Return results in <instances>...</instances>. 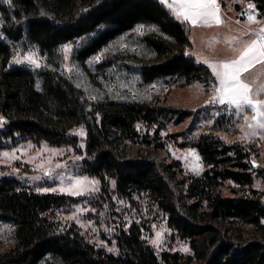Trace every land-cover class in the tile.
<instances>
[{
	"label": "trees",
	"instance_id": "obj_1",
	"mask_svg": "<svg viewBox=\"0 0 264 264\" xmlns=\"http://www.w3.org/2000/svg\"><path fill=\"white\" fill-rule=\"evenodd\" d=\"M251 1L264 15V0ZM0 13L4 15L0 115L5 117L0 146L31 139L80 149L79 136L72 130L83 126L84 170L101 180L114 179L122 197L146 193L177 234L189 239L193 250L192 255L157 253L134 223L118 226L113 236L118 251H106L75 225L62 228L53 218L57 209L81 198L41 193L5 175L0 177V220L13 224L16 242L0 250V264H38L48 255L59 264H264L263 192L252 188L243 195L222 193L226 180L253 182L250 148L202 134L192 144L206 168L198 176L184 174L180 161L168 162L155 152L164 147L160 131L165 122H183L192 110L107 97L87 106L74 83L58 70L9 66L19 41L35 44L51 56L62 44L79 40L74 56L83 61L117 36L143 25L150 29L145 44L159 56L139 65L144 83L167 78L182 85L210 81V69L187 52L190 34L184 21L159 0H11L0 2ZM128 143L140 147L133 151ZM258 174L264 177V169Z\"/></svg>",
	"mask_w": 264,
	"mask_h": 264
},
{
	"label": "rangeland",
	"instance_id": "obj_2",
	"mask_svg": "<svg viewBox=\"0 0 264 264\" xmlns=\"http://www.w3.org/2000/svg\"><path fill=\"white\" fill-rule=\"evenodd\" d=\"M159 1L176 19L187 24L190 34L187 52L192 54L197 61L205 64L210 71L209 64L200 57L210 61L231 58L238 51L239 45L236 40L230 38H241L248 27L253 29L260 27V24L255 22L248 24L246 16L242 13L252 11L258 20L264 18L251 0L250 2L255 5V8L251 10L247 8L249 0H218L220 15L224 23L193 25L189 20L178 18V8L170 9L163 3V0ZM0 2L7 3L8 0H0ZM169 3H174V0H169ZM3 23L4 15L0 13V25ZM149 31L148 27L136 25L83 61H78L74 56L79 40L65 43L71 45L67 52L64 50L65 44H62L51 56L43 54L35 44L19 41L14 44L9 66L24 65L35 71L45 67L58 70L74 83L87 106L94 100L107 97L166 103L192 110L193 115L183 122H165L160 131L164 147L157 149L155 153L168 162L180 161L184 174L198 176L206 168L199 150L192 144L198 140L200 135L213 134L228 144L238 143L246 146L252 151L251 159L257 161L254 167L253 182L247 185L226 180L222 186V193L223 195H243L248 194L253 188L262 191L264 199V177L258 174L260 169H264V133L241 140L239 137L241 125L244 124L243 113L233 105L219 102L206 103L213 96V86L217 83L212 71L213 79L210 81L199 79L182 85L167 78L159 79L154 83H144L138 72L139 65L159 59L156 52L144 42V36ZM29 50H32L36 59L39 60L38 66L27 62L17 63L12 59L16 53L24 55ZM244 77L253 83L254 90L257 86L264 84V63L255 64L244 74ZM90 97L96 98L91 99ZM261 98H264V92H261ZM247 114L252 115L250 109L247 110ZM1 126L0 121V128ZM156 127L157 124L151 128V132ZM72 131L79 136L80 149L78 146L53 145L31 139L5 141V144L0 146V161H5L0 163V177L13 176L36 191L56 189V191H38L41 193H57L81 198L69 207L57 209L53 213V218L62 228L75 225L91 242L106 251L113 253L118 251L113 237L118 226L128 228L135 223L140 225L143 239L157 253L171 250L183 255H192L193 250L189 239L177 234L168 224L166 215L157 209L146 193H134L131 198L122 197L116 192L114 179L105 177L101 180L84 170L82 160L85 156L86 130L83 126H77ZM81 131L85 135L81 136ZM184 141H186L185 144H183ZM128 147L134 151L140 146L128 143ZM13 149L16 150L15 159L3 155L5 152L12 153ZM51 149L59 151L53 153ZM195 165L200 167L195 168ZM72 176L95 178L99 181L96 185L98 191L81 195L61 192L60 187L66 186ZM245 227L249 231L252 230L250 225ZM157 233L161 234L158 243H153V240H157ZM15 242L13 224L0 220V250L12 247ZM185 246L189 249L188 251L183 250ZM38 264L59 263L55 257L48 255Z\"/></svg>",
	"mask_w": 264,
	"mask_h": 264
},
{
	"label": "snow or ice",
	"instance_id": "obj_3",
	"mask_svg": "<svg viewBox=\"0 0 264 264\" xmlns=\"http://www.w3.org/2000/svg\"><path fill=\"white\" fill-rule=\"evenodd\" d=\"M8 2L11 3V0H8ZM163 3L170 9L178 8V18L189 20L193 25L199 23L221 25L224 23L220 15L218 0H174V3H169V0H163ZM247 8L249 10L254 9L255 5L249 0ZM242 15L246 16L248 24L255 22L260 24V27L258 29L248 27L241 38H230L238 42V51L231 58L226 59L210 61L204 57L200 58L209 64L214 79L217 81L213 86L214 94L206 103L219 102L220 104L233 105L239 112L243 113L244 124L241 125L239 138L247 140L264 133V98H261V92H264V84L257 86L254 90L253 83L247 81L244 77V74L255 64L264 63V18L258 20L252 11L242 13ZM70 48L71 45H64L65 52ZM12 59L17 63L27 62L39 65V60L36 59L32 50H29L24 55L16 53ZM90 98L95 99L96 97ZM249 109L252 113L251 116L247 114ZM4 119L5 117L0 115V121ZM80 135L83 136L85 133L81 131ZM15 151L13 149L12 153L5 152L3 155L15 159ZM51 151L55 153L59 150L51 149ZM3 162L5 161H0V163ZM256 163L257 161L253 159L252 164L256 165ZM194 167L198 168L200 166L195 165ZM98 183L99 181L95 178L72 176L70 182L66 186H61L59 190L61 192H69L72 195L90 194L98 191L96 187ZM38 191H56V189H38ZM80 210L83 211V209ZM156 235L157 240H153V243H158L161 234L157 233ZM109 250L112 251V249ZM183 250L188 251L189 249L185 246Z\"/></svg>",
	"mask_w": 264,
	"mask_h": 264
}]
</instances>
